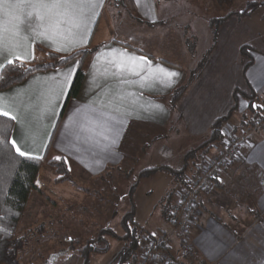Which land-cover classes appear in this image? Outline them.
<instances>
[{
	"label": "crops",
	"instance_id": "obj_1",
	"mask_svg": "<svg viewBox=\"0 0 264 264\" xmlns=\"http://www.w3.org/2000/svg\"><path fill=\"white\" fill-rule=\"evenodd\" d=\"M114 1L96 0L93 7L85 0L73 9L87 20L85 35L83 29L69 23L57 27L59 9L52 10L46 18L49 30L45 32L35 16L39 9L31 6L36 0H0V66L7 65L8 60L32 63L38 57L37 46L61 56L96 49L86 63L85 80L75 99L68 98L71 87L66 95L61 94V77L57 73H66L75 66L76 74L79 59L62 69L35 74L0 92V106L16 117L11 139L34 157H46L33 192L40 193L42 182L46 187L66 186L70 199L89 197L91 192L76 191L72 184H57L56 172L49 162L63 158L77 184L99 185L107 172L118 170L125 163L123 146L133 124L150 125L147 131L153 137L166 131L177 114L178 133L184 130L190 150L208 137L217 120L230 113L235 91L239 93V114L240 106L246 105L245 99L251 94L264 98V89L258 87L264 67L263 25L258 30L236 16L229 19L220 29L207 67L188 86L174 112L173 94L189 85L193 72L189 62L192 53L184 44L187 40L179 36L177 49L169 44L172 53L168 59L166 36L171 31L169 35L173 33L175 40L176 35L167 26L166 11L159 8L158 0H124L126 8L120 7L119 12L126 9V17L121 14L126 21L115 19L119 12ZM5 2L19 3L20 7L9 14ZM52 32L57 33L55 44L49 43ZM244 46L251 49L252 65L247 70L249 60L241 56ZM58 48L62 50L57 51ZM121 52L146 57L153 67L160 65L179 75L172 83H160L151 77L143 78L148 76L147 65L136 66L140 75L130 71L127 63L123 70L118 69L114 56L119 59ZM17 56L21 59L16 60ZM53 76L56 80L51 79ZM244 133L249 136L250 145L213 181L194 212L189 232L193 253L206 264H264V127ZM177 163L174 168L163 167L178 170L182 162ZM194 173L189 172L188 178ZM172 182L180 183L174 178ZM172 250L179 253V242L178 248L173 243Z\"/></svg>",
	"mask_w": 264,
	"mask_h": 264
},
{
	"label": "rangeland",
	"instance_id": "obj_2",
	"mask_svg": "<svg viewBox=\"0 0 264 264\" xmlns=\"http://www.w3.org/2000/svg\"><path fill=\"white\" fill-rule=\"evenodd\" d=\"M251 3L258 4L259 7L247 16L240 15ZM116 4L118 12L120 7L126 8V4L124 5L121 1L115 2L114 7ZM158 4L159 8L165 9L167 26L176 35L173 40V33L169 35L171 31L167 29L169 32L166 36L168 40L166 57L169 59L168 54L171 52L169 44H173L177 49L178 38L181 36L183 40H187L184 44L192 53L189 61L191 71L198 70L201 60L213 45V35L210 26V29L208 28L209 22L207 21L224 18L232 12L235 14L233 17L248 21L255 29L260 30L261 25L264 26V0H236L231 9L220 8L215 0H158ZM121 14L126 17V9L119 12L115 19L126 21L127 19L121 17ZM171 47L173 48L172 45ZM160 56L165 57V55ZM210 59L211 57L208 60ZM182 63L186 62L182 59ZM240 99L244 101L243 96H240ZM245 102L246 105L240 106V114L236 113L237 117L233 118L231 123L233 129L238 130L240 135L244 131H254L261 126L264 127V110H262L264 107H261L264 106V98L259 97L254 102L256 106L254 108L262 118L254 122L251 121L252 116L249 115L247 127H244L243 114L248 109L249 100L245 99ZM176 108L173 107L174 112ZM178 120V115L174 114L167 130L156 133L153 137L147 131L150 125L133 124L134 127L129 131L123 146L126 154L125 163L119 170L114 169L107 172L99 185L82 186L74 179L59 184L68 183L72 184L71 187H74L76 191L91 192L90 195L88 194L89 197L78 192L77 195H82L81 198L70 199L71 194L67 193L69 188L66 186L46 187L40 182V193H31L18 228V235L27 237L29 240L22 253V264H85L77 251L84 248L89 241L97 239L100 232L106 228L123 235L121 227L123 215L133 210L136 214L135 224L150 234L156 232V238L162 234L170 235L174 248H178L174 228L162 216V212L169 202L175 201L171 193L173 191L176 193L181 184L173 183V176L166 172H157L147 178L140 176L143 171L149 169L163 166L174 168L178 166L179 160L183 166L185 156L191 149L188 148L189 139L184 130L178 133ZM261 120L262 122H259ZM247 138L250 139L249 136ZM205 141L206 139L200 141L193 148L198 149ZM212 155L217 154L212 153ZM71 241L73 243H70ZM108 244L109 250L104 253H93L90 262L115 264L119 254L125 248V243L109 238ZM74 246L76 248L72 249L71 247ZM99 246L104 247L105 245ZM159 256L152 257L150 263L160 264ZM148 261L149 259L145 260V262Z\"/></svg>",
	"mask_w": 264,
	"mask_h": 264
},
{
	"label": "trees",
	"instance_id": "obj_3",
	"mask_svg": "<svg viewBox=\"0 0 264 264\" xmlns=\"http://www.w3.org/2000/svg\"><path fill=\"white\" fill-rule=\"evenodd\" d=\"M117 1H121L125 5L124 0H115L114 3ZM215 1L220 8L224 9H231L236 2V0ZM117 6L116 4L115 8H117ZM258 7L259 5L255 3L248 4L240 15L243 17L247 16L253 13ZM234 15V13L230 12L224 18L211 19L208 21L213 35L212 49L207 53L204 59L201 60L198 70L191 73L189 85L178 89L173 94L171 101L172 109L176 107L177 102L186 92L188 86L201 76L217 44L221 27ZM35 50L38 57L32 63L27 64L21 61H14L13 64H7L3 67L0 73V92L22 84L35 74L62 69L70 62L79 59V67L73 79L68 96L69 100L77 98L85 80L86 63L89 57L96 52V49L79 51L69 56H61L39 46H37ZM250 52L251 49L247 46L241 49V56L249 60V64H247L245 70L252 65ZM238 94V91H235L234 106L230 113L226 117L215 122L206 141L198 149H191V151L186 154L183 166L180 169L173 170L168 167L154 168L143 171L140 176L147 178L157 172H166L173 176L175 182H180L181 187H188L190 184L189 179L191 180V178H188V173L195 171L193 175L195 180L201 175V166L205 159L208 157H215L216 155H212V153L217 154L221 151L226 141L227 134L229 132L232 134H239L238 130L235 131V129H233V124H230L235 114L238 113ZM248 100V109L243 114L244 127H247V120L250 118L249 115L252 116L251 121L253 120L254 122L262 118L260 113L254 108V102L257 100L256 96L251 94ZM259 122H262V120ZM13 129L14 121L7 117L0 116V130L7 132L9 137L12 138ZM45 159L46 157L28 159L19 157L14 149H0V264H22V253L28 245L29 240L27 237H20L18 235V228L29 202L30 195L37 189L38 175ZM49 164L56 172L57 184L72 181L73 178L63 158L50 161ZM214 180H212L211 184ZM204 194L201 195V199ZM171 196H174L175 201L173 203L169 202V204L165 206L162 216L173 226L171 214L177 205L175 191L171 193ZM135 216V210L123 215L121 225L123 235H119L115 231L106 228L100 232L97 239L89 241L84 248L78 250L77 252L85 261L84 263H90V257L93 253L107 252V250H109L108 240L112 238L121 240L125 243V248L119 254L115 264H144L149 256L155 254H162L167 260L166 264H206L204 261H201L196 254L189 252L187 249V242H185L184 238L180 237L175 230L174 236L177 237L180 246L179 253L172 250L173 241L170 235L162 234L158 238L152 237L149 232L135 224ZM188 237L190 238L189 234L187 238ZM70 243L73 242L71 241ZM102 244L105 246L100 247L99 245ZM71 248L75 249L76 247L74 246Z\"/></svg>",
	"mask_w": 264,
	"mask_h": 264
},
{
	"label": "snow or ice",
	"instance_id": "obj_4",
	"mask_svg": "<svg viewBox=\"0 0 264 264\" xmlns=\"http://www.w3.org/2000/svg\"><path fill=\"white\" fill-rule=\"evenodd\" d=\"M83 2H85V0H36V3L31 6L33 8L39 9V11L35 12V16L36 19L39 21L40 25L44 28L45 32H48L49 30L48 25L45 24L46 18L52 14V10L59 9L61 11L58 14L60 19L57 21V27H59L60 24L69 23L75 28L83 29L84 34L86 35L87 20L82 15L77 16V14L73 12V9L79 7V5ZM86 2L91 4L93 7L96 4V0H86ZM19 7H20L19 3L13 4L10 2H5L4 4V8L8 10L9 14H11V10L13 8H19ZM56 34H57L56 32L51 33L52 38L49 39V43L52 44L56 43L54 38ZM82 42H83V38H81V43ZM56 50L61 51L62 49L58 48ZM113 52H115V50H113ZM30 58L34 59V55L31 56ZM15 59L20 60L21 57L17 56L15 57ZM114 61L116 67L121 70L125 68L126 63L128 65H131V68L129 70L136 75H140V73L136 71L137 65H140L141 67L147 65L148 76H145L143 78L148 79L149 77H151V79H153L154 81H159L160 83H164V82L172 83L174 82V78L179 75L177 72L170 71L160 65L153 67L151 61L147 60L146 57L143 56L136 57L126 52H121L119 54V59H116V57L114 56ZM262 62H264V58H262ZM7 63L11 65L14 63V60H8ZM2 67L3 66H0V71H2ZM75 71H76V67L73 66L66 73H59V72L57 73V75L61 77V80L58 83L61 84L60 91L62 95H66L67 90L71 87V83L73 76L75 75ZM259 78L261 79V83L258 85V87L264 89V67L261 68ZM51 79L56 80V76L51 77ZM254 107L256 106L254 105ZM161 111H163V109H161ZM0 116L8 117L11 120L16 119L15 116L10 115V113L6 111L2 106H0ZM114 142L115 141H113V143ZM0 149H14L15 153H17L19 157H24L28 159L40 158L38 156L34 157L31 153L23 151L21 147L17 144V141L15 139H11L8 133L4 132L3 130H0ZM56 159H59V157H56ZM178 202L181 205L183 204V200H180ZM151 236L156 237L157 233L152 232Z\"/></svg>",
	"mask_w": 264,
	"mask_h": 264
},
{
	"label": "built area",
	"instance_id": "obj_5",
	"mask_svg": "<svg viewBox=\"0 0 264 264\" xmlns=\"http://www.w3.org/2000/svg\"><path fill=\"white\" fill-rule=\"evenodd\" d=\"M249 145L250 139L245 133L240 135L229 132L221 151L215 157L205 159L201 166V175L195 180L193 177L191 180L189 179L188 187L178 188L176 192L177 205L172 211L171 221L175 232L187 242L189 252H193V245L187 236L193 224L194 212L201 200V195L209 190L212 180L223 174L233 161L242 157L244 148ZM180 200H183L182 205L178 202ZM154 256H159L162 264H166L167 260L162 254L149 256L148 259L150 260Z\"/></svg>",
	"mask_w": 264,
	"mask_h": 264
}]
</instances>
